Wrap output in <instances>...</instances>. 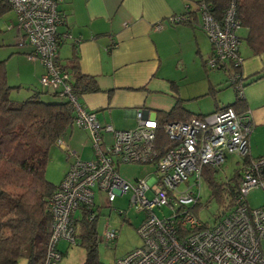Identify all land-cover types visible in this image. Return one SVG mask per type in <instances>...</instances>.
I'll return each mask as SVG.
<instances>
[{
    "label": "built area",
    "instance_id": "2783aa9c",
    "mask_svg": "<svg viewBox=\"0 0 264 264\" xmlns=\"http://www.w3.org/2000/svg\"><path fill=\"white\" fill-rule=\"evenodd\" d=\"M8 1L22 43L33 48L28 60H39L45 68L41 83L71 98L76 109L74 124L88 129L93 143V159H76L50 199L55 222L45 264L60 261L61 239L77 243L72 215L80 204L94 207L99 192L108 205L117 195L130 193V206L144 213L137 228L142 245L117 257L116 264H264L260 245L264 237V203L253 207L247 199L253 188L264 189V154L249 153L250 111L239 113L233 106H225L208 114H194L188 120L160 124L138 109L134 128L116 129L110 123H101L93 111L77 101L71 74L61 64L60 45L73 39L69 31L59 30L65 23L58 9L62 0ZM201 7V26L212 44L207 65L213 69L242 65L235 4L227 9L221 22L204 4ZM177 20L178 16L169 18L170 23ZM229 77L243 98L240 73L233 71ZM104 133L111 134L110 141ZM162 133L168 142L163 141ZM58 143L65 145L62 138ZM230 154L242 161L238 191L232 207L216 222L203 227L190 208L200 198L199 191L192 187L200 188L206 166L218 168ZM121 163L153 164L154 171L131 183L119 174L117 166ZM191 176L195 181L189 184ZM181 183L186 188L180 189ZM164 206L171 209L169 214L156 213ZM118 235L116 229L107 227L102 236L105 242H112Z\"/></svg>",
    "mask_w": 264,
    "mask_h": 264
},
{
    "label": "trees",
    "instance_id": "16d2710c",
    "mask_svg": "<svg viewBox=\"0 0 264 264\" xmlns=\"http://www.w3.org/2000/svg\"><path fill=\"white\" fill-rule=\"evenodd\" d=\"M195 3L196 7L193 10L174 15L178 16L179 20L171 24L185 23L195 26L199 21V13L201 15L202 12V4L215 19L221 22L227 9L234 3L240 27L247 30L244 39L249 49L253 54L264 52V0H196ZM10 12H12L10 2L0 0V21ZM198 24L202 28V20ZM239 37L241 43V36ZM204 65L206 70L213 69L207 65V62ZM62 66L71 74L70 82L78 102L83 94L101 89L96 76L81 71L76 50ZM241 67L242 65L221 69L228 76L233 71L239 72L243 83L247 79L256 81L264 78V68L248 77H243ZM21 87L22 84H10L7 59L0 60V264H18L22 257L26 258V264H45L55 222L50 199L60 185L48 181L45 170L51 147L54 144L60 145L58 139L74 127L76 109L71 98L59 90L34 89L22 100L11 98L13 90ZM235 90L237 91L236 88ZM214 91L215 88L210 87L209 92L214 93ZM237 96L235 102L225 106H233L239 113L249 110L246 98L240 97L238 91ZM57 97L64 100H57ZM216 104H218L217 100ZM185 112L183 100L179 99L171 110L158 111V122L165 124L188 120L192 115H184ZM178 115L184 116L179 119ZM161 138L164 142H168L164 133L161 134ZM217 172L218 168L206 166L202 176L212 189L213 195L222 203L214 222L232 207L241 179V169L229 181H221L217 177ZM224 200L227 204H224ZM198 204L200 198L190 208L195 209ZM101 207L97 203L94 207L80 204L72 215L76 227V239L78 237L81 239L86 251L83 264H104L100 260L98 251L100 240H104L97 230ZM119 214L123 212L120 210ZM202 223L203 227L210 225L209 222ZM116 230L119 232L118 229ZM58 249L60 250L59 243ZM63 254L64 252L61 251V259Z\"/></svg>",
    "mask_w": 264,
    "mask_h": 264
},
{
    "label": "crops",
    "instance_id": "0c3cea01",
    "mask_svg": "<svg viewBox=\"0 0 264 264\" xmlns=\"http://www.w3.org/2000/svg\"><path fill=\"white\" fill-rule=\"evenodd\" d=\"M195 2L62 0L58 9L64 15L65 23L59 30L69 31L73 39H67L60 45V60L62 64L65 63L76 50L81 71L96 76L101 87L97 92L82 95L83 106L93 111L104 124L110 123L116 129H131L137 125L138 109L158 120V111L171 110L179 99L183 100L184 115L208 114L227 105L216 99L218 104H215L214 110H194L187 101L200 94H184L179 82L187 76L183 72L185 65L181 58L171 64L175 55L179 56L184 50L190 53L195 50L206 70L204 64L212 52V45L198 24L201 21L200 13L195 26L185 23L173 25L169 22L170 17L193 10ZM10 23L8 28L16 26L15 15ZM32 50L31 46L26 51L27 58ZM240 54H243L241 48ZM28 61L34 64L35 75L39 78L45 71L43 64L39 60ZM263 68L264 52L253 54L250 50L247 57L243 58L241 74L248 77ZM209 82V87L216 88L212 80ZM209 90L204 94L210 93ZM29 93H32L31 89L22 95L29 96ZM160 93H169V97ZM254 102L252 109L248 106L252 115V128L258 130L259 125L264 124V100L257 102L254 99ZM102 111H108L109 114L101 120L99 112ZM183 116L178 115L177 118L182 119Z\"/></svg>",
    "mask_w": 264,
    "mask_h": 264
},
{
    "label": "rangeland",
    "instance_id": "374dc122",
    "mask_svg": "<svg viewBox=\"0 0 264 264\" xmlns=\"http://www.w3.org/2000/svg\"><path fill=\"white\" fill-rule=\"evenodd\" d=\"M11 18L14 19L13 12H10L0 21V60L7 59L8 79L11 85L19 84L18 82L24 83L21 88L14 89L11 94V98L22 100L27 96L22 95L23 92L29 89L41 91L44 88L49 89L50 87L44 86L40 81V77H36L35 70L33 69L35 66L32 62L28 61L26 56V51L31 49V46L27 43H22L19 29L16 26L8 28V24H11ZM238 34L242 37L240 43V48L243 52L242 57L246 58L247 52L250 51L244 39L246 28L239 27ZM179 54V56H174L171 64H174L177 59L181 58L182 60H180L185 65L183 72L187 74V76L179 82L181 83L180 88H182L184 94L189 96H192L190 94H200L199 97L187 101L194 110L210 112L214 110L216 99H219L223 104L235 102L238 97V90H235L236 86L231 84L230 77L224 70L209 69L206 71L199 60L200 58L196 56L195 50L191 53L188 50H184ZM182 62H180V64H183ZM210 80L215 84V91L214 93L204 94L210 88ZM243 86L244 95L251 109L256 103L254 99H256L257 102L264 100V78L256 81L247 79L243 83ZM160 94H163L164 97H169V93ZM44 97L46 98V94ZM57 100L64 99L57 97ZM79 102L84 105L81 97H79ZM108 114V111H106V113L103 111L99 112V118L102 120L104 115L107 116ZM100 122L104 123L102 121ZM258 128V130L252 128L250 135L249 153L253 156L264 154V124H260ZM104 134L106 140L110 141L111 135L109 133ZM62 139L67 145H63L65 146L63 147L62 145L54 144L51 147L45 170L46 179L56 185L61 183L76 159L91 160L94 157L93 143L88 129L74 125ZM66 147L68 150H66ZM241 164L242 161L240 157L230 154L227 161L222 166L218 167L217 177L221 181H229L235 176L237 171L241 169ZM117 168L122 178L131 183L136 182L138 179L151 176L152 171H154L153 164L142 163H121ZM194 181L195 177L191 176L189 178V184L194 183ZM186 186L185 183H181L179 188L184 189ZM192 188L199 191L200 194V204L193 209V214L199 221L212 224L216 214L222 207L220 199L213 195L212 189L209 188L208 184L203 179L201 180L199 189L197 186H193ZM130 197V193L119 194L109 206L104 199L103 193L99 192L96 196V203L102 206L101 215L97 222L98 234L102 236L107 226L110 229L119 230L118 238L114 242L106 243L102 239L99 242V257L104 264H116L115 261L117 257L123 256L132 249L141 246L143 243L137 228L144 218V213L137 211L134 206H130ZM247 199L251 206H260L264 203V189L253 188L248 193ZM224 202V204H227L226 200H224ZM120 210L123 214H119ZM170 211L171 209L168 206L156 209V213L159 215L169 214ZM77 241L76 244H69L64 239L59 241V248L64 252L59 264H83L86 251L79 237ZM260 245L264 254V237ZM18 264H26V258H20Z\"/></svg>",
    "mask_w": 264,
    "mask_h": 264
}]
</instances>
